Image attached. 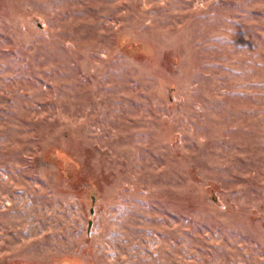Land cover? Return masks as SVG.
<instances>
[{
    "label": "rangeland",
    "instance_id": "1",
    "mask_svg": "<svg viewBox=\"0 0 264 264\" xmlns=\"http://www.w3.org/2000/svg\"><path fill=\"white\" fill-rule=\"evenodd\" d=\"M0 264H264V0H0Z\"/></svg>",
    "mask_w": 264,
    "mask_h": 264
}]
</instances>
